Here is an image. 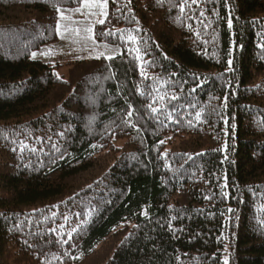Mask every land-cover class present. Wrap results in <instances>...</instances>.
I'll return each instance as SVG.
<instances>
[{"label":"trees","instance_id":"trees-1","mask_svg":"<svg viewBox=\"0 0 264 264\" xmlns=\"http://www.w3.org/2000/svg\"><path fill=\"white\" fill-rule=\"evenodd\" d=\"M53 5L0 0L2 264H264V0H109L68 78Z\"/></svg>","mask_w":264,"mask_h":264},{"label":"rangeland","instance_id":"rangeland-1","mask_svg":"<svg viewBox=\"0 0 264 264\" xmlns=\"http://www.w3.org/2000/svg\"><path fill=\"white\" fill-rule=\"evenodd\" d=\"M109 0L106 8L100 9L93 7L91 12L96 15H89V9L80 5V12H63V15L70 17L68 20L60 21V39L57 44H53L42 50L36 51L35 59H41L49 61L51 63H63V65L57 68V72L60 76L68 78L70 65L68 62H72L77 59H89L97 57L98 54L104 53L101 56H113L114 51L105 48L99 44H95L93 37L94 26L97 21L103 20L104 16L102 11H108ZM91 26L92 32L86 33L83 31L85 27ZM81 29L79 35L73 31V29Z\"/></svg>","mask_w":264,"mask_h":264},{"label":"snow or ice","instance_id":"snow-or-ice-1","mask_svg":"<svg viewBox=\"0 0 264 264\" xmlns=\"http://www.w3.org/2000/svg\"><path fill=\"white\" fill-rule=\"evenodd\" d=\"M107 2H108V0H78V3H80L83 7H85V8H87V9H89V15H96V13H94V12H91V9L93 8V7H97V8H100V9H104V8H106V5H107ZM161 2H162V0H161ZM185 3H187V0H185ZM191 3H193V4H195V3H197V0H191ZM54 7H56V5H53ZM56 11L57 12H59V13H61V19L62 20H68V19H70V17H66V16H64L63 15V12L65 11L64 9H61L60 7H56ZM68 11H72V12H80L81 11V8L80 7H77V8H75V9H70V10H68ZM181 11L183 12L184 11V9H183V7L181 8ZM101 14H103V15H107V13H106V11H102V13ZM216 15H218V13H215ZM201 15H204V13L203 12H201ZM98 23H104V20H99V21H97ZM228 26H229V28H231L232 27V20H231V18H229V20H228ZM59 29H60V24L58 23L57 24V31H59ZM73 31L74 32H76V34L77 35H79V33H80V31H81V29H79V28H76V29H73ZM83 31L84 32H86V33H91L92 32V27L91 26H88V27H85L84 29H83ZM110 34V33H109ZM128 39L129 40H132V41H135V37L134 36H132L131 34H129V36H128ZM242 47V46H241ZM261 47H264V44H262L261 45ZM105 48H107V45H105ZM135 51L137 52V53H139V48H136L135 49ZM101 55H104V53H100V54H98L97 55V58H99ZM32 56H33V58H35V56H36V53H32ZM106 59H112L113 57L112 56H106L105 57ZM137 59H140V57H139V55L137 56ZM232 60L230 59L229 61H228V65H229V71H231L232 70ZM141 75L142 76H145V78H147V75H146V73L142 70L141 71ZM193 91H195V89H193ZM158 99L160 100V101H163L164 99H165V97L164 96H158ZM171 99H173V100H176V99H178V97L176 96V95H172V97H171ZM227 100V97H225V101ZM156 103V99L154 98L153 99V101H152V103H150V104H148L147 105V107L151 110V112H153V113H157V112H159L160 111V108H157V107H153V104H155ZM225 106H226V104H225ZM129 107V109H132V105H129L128 106ZM127 116L128 117H132L133 116V110H129L128 112H127ZM196 119L197 120H200L201 119V113L200 112H197L196 113ZM125 123H127L130 127H133V128H135L136 127V125H135V123H132L131 121H125ZM161 143H163V141H161ZM227 187V177L225 176V184L224 185H222V194L226 197L227 195H228V193L227 192H223V189L224 188H226ZM262 208H264V205H262ZM228 211L229 212H234V209H231V208H229L228 209ZM143 215H145V216H147V211H144L143 213H142ZM173 219H175V217H173ZM261 223H264V221H261ZM76 229H73V231H75ZM69 238H71V234L69 233ZM66 242V241H65ZM27 243V242H26ZM225 264H227V261H225Z\"/></svg>","mask_w":264,"mask_h":264},{"label":"water","instance_id":"water-1","mask_svg":"<svg viewBox=\"0 0 264 264\" xmlns=\"http://www.w3.org/2000/svg\"><path fill=\"white\" fill-rule=\"evenodd\" d=\"M0 264H2V262H1V250H0Z\"/></svg>","mask_w":264,"mask_h":264}]
</instances>
